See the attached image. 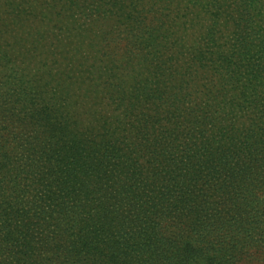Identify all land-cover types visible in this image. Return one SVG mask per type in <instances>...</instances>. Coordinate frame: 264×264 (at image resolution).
<instances>
[{
	"label": "trees",
	"instance_id": "1",
	"mask_svg": "<svg viewBox=\"0 0 264 264\" xmlns=\"http://www.w3.org/2000/svg\"><path fill=\"white\" fill-rule=\"evenodd\" d=\"M63 1L16 28L66 30L113 109L32 86L33 135L0 137V264H264V0Z\"/></svg>",
	"mask_w": 264,
	"mask_h": 264
},
{
	"label": "rangeland",
	"instance_id": "2",
	"mask_svg": "<svg viewBox=\"0 0 264 264\" xmlns=\"http://www.w3.org/2000/svg\"><path fill=\"white\" fill-rule=\"evenodd\" d=\"M28 11L35 13L36 11H45L50 13V15H56L55 13L64 15L65 12H69L70 15L73 14L68 9L67 3L63 0H0V42L9 53L8 59H0V111H3L6 115L5 119L0 118V137L7 139L13 132H16V135L26 133L33 135L36 125L28 117L36 109L35 103L39 100V96L34 99L30 90L35 85V82L39 81L38 79L49 83L52 88L66 87L71 81L75 82V88H81V93L77 92L76 95L79 97V100H85V97H83V89L88 87V101L90 102L89 105L92 104V109H97L98 113L101 112V114L111 113L113 109L111 101L106 98L104 99L105 96H103L104 92L102 89H105L104 86H91L88 80L85 79V76H82V71L89 64L82 59V56L77 53L78 51L75 52L71 49L73 45L66 47L71 40L66 30V32L63 30L57 31L58 29L55 28L53 34L40 31V41L31 44L28 36L22 34L16 28L14 12H27L26 17L31 18L28 16ZM62 15L59 16V25H63L66 22ZM33 23L30 25H33ZM69 24V28L75 33L77 30L76 25L73 22ZM33 31L36 33L37 30L34 29ZM33 36L35 39V35ZM37 40H39L38 37L36 38ZM145 76H142L141 79H147ZM52 88L48 89L51 93H53ZM51 93L49 92L50 95ZM73 95L74 92H71L72 98ZM58 96L60 97L59 94ZM14 99L18 102H13ZM4 103L7 104L4 105ZM63 107L65 108L64 115L66 116L68 109L65 106ZM79 112L82 113L80 110ZM238 113L241 116L237 117L240 123L238 127L240 133L245 132V128H251L252 125L260 127V120L252 123L248 117L255 113V108L240 109ZM69 114L72 115V110H70ZM74 116L72 115V118ZM76 118L78 117L76 116ZM212 125L213 123H211V126H208V131L211 130L210 133L215 134L216 131L213 130ZM253 136L255 135L253 134ZM13 144L10 143L9 147L11 148ZM24 149L18 148V151L17 149L14 150V161L17 159L14 169L18 167L17 153H25L28 151L27 147H24ZM26 167V169H32L31 164H28ZM43 231L42 238H45V240L53 237L51 230L46 231L44 228ZM249 264L257 263L252 262Z\"/></svg>",
	"mask_w": 264,
	"mask_h": 264
}]
</instances>
